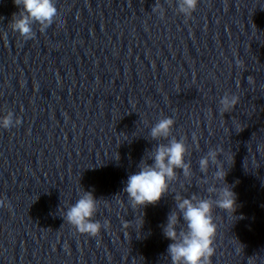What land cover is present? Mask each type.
I'll return each instance as SVG.
<instances>
[{
    "label": "water",
    "instance_id": "water-1",
    "mask_svg": "<svg viewBox=\"0 0 264 264\" xmlns=\"http://www.w3.org/2000/svg\"><path fill=\"white\" fill-rule=\"evenodd\" d=\"M55 4L25 41L8 27L20 7L0 0V117L21 118L0 128V264H171L162 226L176 194L209 196L216 166L198 161L217 147L238 207L237 219L215 209L212 264H264V0H199L191 18L177 0ZM226 93L239 102L221 113ZM163 117L193 175L177 169L157 204L133 208L123 189L168 143L150 137ZM83 190L109 222L96 237L63 218Z\"/></svg>",
    "mask_w": 264,
    "mask_h": 264
},
{
    "label": "clouds",
    "instance_id": "clouds-1",
    "mask_svg": "<svg viewBox=\"0 0 264 264\" xmlns=\"http://www.w3.org/2000/svg\"><path fill=\"white\" fill-rule=\"evenodd\" d=\"M177 3V11L186 18H191L197 10L199 0H177ZM14 4L20 7V11L13 14L8 27L25 41L35 37L34 24H38L39 31L43 33L58 16L55 0H14ZM153 11H159L163 17L164 11L159 4L154 6ZM238 102L237 95L226 93L220 99L221 113L231 112ZM20 124L21 118L14 117L11 111L0 117V128L10 129ZM174 124L173 118L163 117L150 129L152 140L167 139L168 143L157 144L149 152L148 158L143 159L138 165L139 171L129 175L123 192L126 193L133 208L141 209L147 205L157 204L169 192L171 182L177 180V169L182 170L185 178L190 179L193 175L190 161L185 160V157L190 155L188 145L184 138L178 140L172 135ZM193 139L195 140V133ZM223 151L220 147L210 149L198 161L199 170L204 174L208 173L210 165L216 166V171L211 177V186L207 188L209 193L207 198L195 194L190 198L175 195V209L168 214L166 225L162 226L165 237L172 241L167 249L171 264H212L217 235L215 209L235 217L234 213L238 207L237 196L232 191V186L227 184L225 179L227 171L218 159ZM257 151L264 153V144H258ZM149 159L154 162L147 163ZM202 182L210 183L207 179ZM99 202L100 199H96L91 192L83 190L79 199L67 208L63 215L64 221L80 234L98 236L102 228L109 227L107 220L101 223L93 219ZM0 207L11 206L4 199H0Z\"/></svg>",
    "mask_w": 264,
    "mask_h": 264
}]
</instances>
